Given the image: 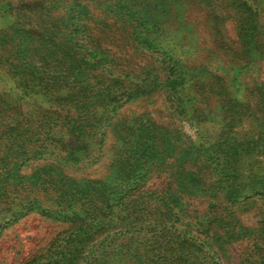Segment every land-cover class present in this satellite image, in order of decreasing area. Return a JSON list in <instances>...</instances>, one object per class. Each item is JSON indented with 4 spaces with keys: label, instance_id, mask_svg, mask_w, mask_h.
Wrapping results in <instances>:
<instances>
[{
    "label": "rangeland",
    "instance_id": "rangeland-1",
    "mask_svg": "<svg viewBox=\"0 0 264 264\" xmlns=\"http://www.w3.org/2000/svg\"><path fill=\"white\" fill-rule=\"evenodd\" d=\"M0 264H264V0H0Z\"/></svg>",
    "mask_w": 264,
    "mask_h": 264
}]
</instances>
